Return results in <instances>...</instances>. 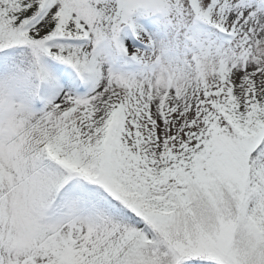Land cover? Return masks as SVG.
Listing matches in <instances>:
<instances>
[{"label":"snow or ice","instance_id":"snow-or-ice-1","mask_svg":"<svg viewBox=\"0 0 264 264\" xmlns=\"http://www.w3.org/2000/svg\"><path fill=\"white\" fill-rule=\"evenodd\" d=\"M0 264H264V0H0Z\"/></svg>","mask_w":264,"mask_h":264}]
</instances>
